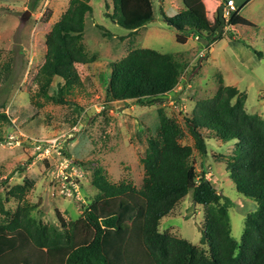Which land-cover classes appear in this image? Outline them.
I'll use <instances>...</instances> for the list:
<instances>
[{
  "label": "rangeland",
  "instance_id": "1",
  "mask_svg": "<svg viewBox=\"0 0 264 264\" xmlns=\"http://www.w3.org/2000/svg\"><path fill=\"white\" fill-rule=\"evenodd\" d=\"M70 1L0 0V63L13 57L12 76L0 90L1 100L4 90L12 89L7 114L13 118L10 123H0V138L4 140L0 144V223L25 209H30L31 218L49 227L59 223L57 210L68 223L77 221L83 207L98 195L91 183L98 166L113 182L132 181L142 190L145 172L141 158L147 139L156 134L160 124L159 110L182 126L186 134L183 145L194 146L184 116L192 115L198 102L212 98L222 79L226 86L247 94L245 107L250 115L264 117V0H234L239 14L256 28L232 27L217 38L210 51L208 42L190 36L186 45L178 44L177 28L165 18H174L181 9H191L218 33V10L226 0L126 3L121 14L128 24L150 20L132 35L108 17L115 13L113 0H91L93 12L86 17L84 33L89 63L77 66L83 86L68 97L72 104L64 106L39 96L34 78L45 63L52 28ZM97 26L112 37H105ZM135 49L180 54L189 63V71L183 74L175 93L152 107L135 101L110 102L108 96L111 63ZM202 50L205 57L200 60ZM59 81L55 79L50 93ZM234 146V142L208 140L207 157L200 158L195 152L194 162L199 173L203 172L232 202V235L240 241L246 217L258 208L237 193L226 172ZM25 180L34 184H24ZM204 221L203 206L189 194L171 217L162 220L160 230L208 253L209 246L202 242Z\"/></svg>",
  "mask_w": 264,
  "mask_h": 264
},
{
  "label": "trees",
  "instance_id": "2",
  "mask_svg": "<svg viewBox=\"0 0 264 264\" xmlns=\"http://www.w3.org/2000/svg\"><path fill=\"white\" fill-rule=\"evenodd\" d=\"M90 1H70L52 28L45 63L34 78L39 96L55 105H71L68 97L83 86L77 66L89 63L84 33L86 17L93 12ZM137 1L113 0L115 13L108 15L131 35L150 22L143 19L128 24L121 14L126 3ZM165 19L177 28L180 45H186L189 36L199 37L208 42L209 51V45L218 38L194 10L181 9L174 18ZM229 24L233 28H256L239 10ZM97 28L105 37H112L102 26ZM12 60L9 57L7 63H0V90L10 81ZM188 66L180 54L135 49L111 63L110 102L155 106L164 96L175 93ZM56 78L60 81L50 93ZM11 91L5 89L0 100V123L13 119L7 114ZM246 100L247 94L222 81L212 98L198 102L192 115L184 116L194 146L183 145L184 129L160 109V124L156 134L147 139L141 158L145 172L142 190L132 181L115 183L103 167H96L91 183L98 195L83 207L77 221L68 223L57 210L59 223L49 227L31 218L30 209L1 221L0 264H264V117L250 115ZM208 140L235 143L226 172L237 193L258 208L246 217L240 241L232 235V202L219 193L212 180L203 178L205 174L199 173L194 162L195 152L200 158L207 157ZM3 142L0 138V144ZM189 194L204 208L202 242L209 246L208 253L160 230L162 220L171 217Z\"/></svg>",
  "mask_w": 264,
  "mask_h": 264
},
{
  "label": "built area",
  "instance_id": "3",
  "mask_svg": "<svg viewBox=\"0 0 264 264\" xmlns=\"http://www.w3.org/2000/svg\"><path fill=\"white\" fill-rule=\"evenodd\" d=\"M237 12L236 4L234 0H227L225 6H224V17L226 19V25L223 28V32H229L232 27L229 24L230 19L235 15ZM194 40L199 41V37H193ZM230 39V38H229ZM205 57V50H202L199 54V59L202 60ZM68 196H71L70 192L67 194Z\"/></svg>",
  "mask_w": 264,
  "mask_h": 264
},
{
  "label": "water",
  "instance_id": "4",
  "mask_svg": "<svg viewBox=\"0 0 264 264\" xmlns=\"http://www.w3.org/2000/svg\"><path fill=\"white\" fill-rule=\"evenodd\" d=\"M28 17H29V15L27 14L26 18H28ZM218 20H219V23H220V27H219V30H218V33H217V37H219V35L222 34L223 28L226 25V19L224 17V6H221L219 8V10H218ZM203 178H206L205 175H203Z\"/></svg>",
  "mask_w": 264,
  "mask_h": 264
},
{
  "label": "crops",
  "instance_id": "5",
  "mask_svg": "<svg viewBox=\"0 0 264 264\" xmlns=\"http://www.w3.org/2000/svg\"><path fill=\"white\" fill-rule=\"evenodd\" d=\"M247 1V0H246ZM235 2V1H234ZM250 2V1H249ZM236 4V3H235ZM243 5V4H242ZM217 38V37H216ZM217 42V39L211 44L210 48L214 45V43ZM211 50V49H210ZM209 50V51H210ZM189 71V70H188ZM222 81H224V79H222ZM225 83V82H224ZM225 85V84H224ZM226 86V85H225ZM233 87V86H232ZM238 89V88H237ZM239 90V89H238ZM240 91V90H239Z\"/></svg>",
  "mask_w": 264,
  "mask_h": 264
}]
</instances>
